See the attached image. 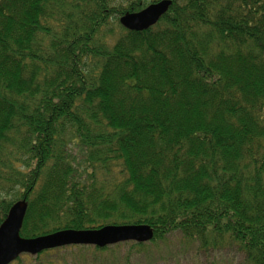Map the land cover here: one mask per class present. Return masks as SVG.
<instances>
[{"label": "trees", "instance_id": "obj_1", "mask_svg": "<svg viewBox=\"0 0 264 264\" xmlns=\"http://www.w3.org/2000/svg\"><path fill=\"white\" fill-rule=\"evenodd\" d=\"M157 1L0 0V223L25 198V238L153 228L70 246L94 258L173 238L264 264V0H171L120 25Z\"/></svg>", "mask_w": 264, "mask_h": 264}, {"label": "water", "instance_id": "obj_2", "mask_svg": "<svg viewBox=\"0 0 264 264\" xmlns=\"http://www.w3.org/2000/svg\"><path fill=\"white\" fill-rule=\"evenodd\" d=\"M171 3V0H159L137 12H126L120 16L119 23L128 30H145L167 12ZM26 209L25 198L15 201L0 223V264H9L22 253L35 255L67 245L104 247L125 241L147 242L153 237V228L148 224H105L98 228L59 229L25 238L20 235V229Z\"/></svg>", "mask_w": 264, "mask_h": 264}, {"label": "rangeland", "instance_id": "obj_3", "mask_svg": "<svg viewBox=\"0 0 264 264\" xmlns=\"http://www.w3.org/2000/svg\"><path fill=\"white\" fill-rule=\"evenodd\" d=\"M156 249L153 248L147 254L133 251L128 253V249L123 246L120 252L112 256L104 255L102 258H94L90 252L65 246L59 250L52 251L50 255L42 256V260L55 261L56 264H243L241 257L234 252L222 250L216 255L211 253H199L193 247L183 249L177 239H170ZM22 256V254L20 255ZM30 258L23 257V264H32ZM10 264H19L13 260Z\"/></svg>", "mask_w": 264, "mask_h": 264}]
</instances>
